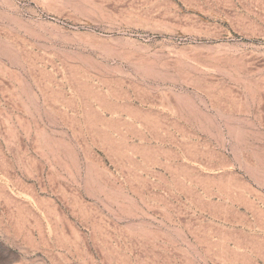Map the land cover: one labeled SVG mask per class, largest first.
Wrapping results in <instances>:
<instances>
[{
  "label": "rangeland",
  "instance_id": "1",
  "mask_svg": "<svg viewBox=\"0 0 264 264\" xmlns=\"http://www.w3.org/2000/svg\"><path fill=\"white\" fill-rule=\"evenodd\" d=\"M0 264H264V0H0Z\"/></svg>",
  "mask_w": 264,
  "mask_h": 264
}]
</instances>
